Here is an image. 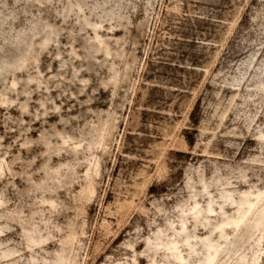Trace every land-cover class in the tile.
Here are the masks:
<instances>
[{
  "label": "rangeland",
  "instance_id": "rangeland-1",
  "mask_svg": "<svg viewBox=\"0 0 264 264\" xmlns=\"http://www.w3.org/2000/svg\"><path fill=\"white\" fill-rule=\"evenodd\" d=\"M263 205L264 0H0V264H264Z\"/></svg>",
  "mask_w": 264,
  "mask_h": 264
},
{
  "label": "bare ground",
  "instance_id": "bare-ground-1",
  "mask_svg": "<svg viewBox=\"0 0 264 264\" xmlns=\"http://www.w3.org/2000/svg\"><path fill=\"white\" fill-rule=\"evenodd\" d=\"M260 191V190H259ZM263 193V192H262ZM262 193H258V194H249V195H246L247 198L246 200L244 201V205L245 207L241 208L239 207V209L241 211H239L240 215L238 217V219L236 220V226H239L242 222H244L246 220V218L248 217L249 213L255 209V207L257 206V204L261 201V194ZM243 202V201H242ZM263 202V201H262ZM213 210V209H212ZM258 212V211H257ZM256 215V214H255ZM255 220H254V228H257L259 229L260 227H263L264 228V205L260 208V211L257 213ZM253 222V220H252ZM220 227V226H219ZM264 232V231H263ZM264 234V233H263ZM262 235V234H261ZM258 240V239H257ZM261 244V243H260ZM210 245V244H209ZM208 245V246H209ZM261 246V245H260ZM221 245H215V246H212L210 247L212 250L211 251V254L210 256L208 257V261L211 263V264H214L215 263V260L219 254V249H220ZM173 248L177 250V245L176 243L173 244ZM222 249V248H221ZM182 254V253H181ZM178 258H182L180 255L177 256ZM258 263V258H256L252 264H257Z\"/></svg>",
  "mask_w": 264,
  "mask_h": 264
}]
</instances>
